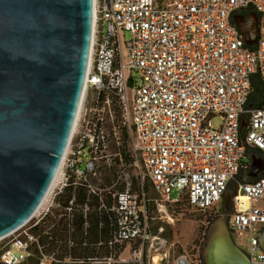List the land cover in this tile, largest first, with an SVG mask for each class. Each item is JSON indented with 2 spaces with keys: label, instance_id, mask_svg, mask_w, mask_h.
Segmentation results:
<instances>
[{
  "label": "built area",
  "instance_id": "obj_1",
  "mask_svg": "<svg viewBox=\"0 0 264 264\" xmlns=\"http://www.w3.org/2000/svg\"><path fill=\"white\" fill-rule=\"evenodd\" d=\"M242 10L257 15L253 45L234 22ZM257 71L264 80V0H94L85 90L61 167L37 211L0 238V264L169 260H145L156 249L147 183L164 204L208 215L219 205L251 150L264 152V105L247 106ZM226 219L250 264H264V175L237 180Z\"/></svg>",
  "mask_w": 264,
  "mask_h": 264
},
{
  "label": "water",
  "instance_id": "obj_2",
  "mask_svg": "<svg viewBox=\"0 0 264 264\" xmlns=\"http://www.w3.org/2000/svg\"><path fill=\"white\" fill-rule=\"evenodd\" d=\"M234 22L253 45L255 15ZM93 25L94 0H0V238L30 219L58 174L85 90ZM224 197L206 231L204 264H250L228 228L231 192Z\"/></svg>",
  "mask_w": 264,
  "mask_h": 264
},
{
  "label": "rangeland",
  "instance_id": "obj_3",
  "mask_svg": "<svg viewBox=\"0 0 264 264\" xmlns=\"http://www.w3.org/2000/svg\"><path fill=\"white\" fill-rule=\"evenodd\" d=\"M131 34L128 31L123 32V38L128 40ZM135 80L141 82V75L137 69L132 70ZM221 122L219 116L213 117L210 124L218 126ZM127 146V143H125ZM250 158L245 161L252 160L258 157L264 158V152L258 150H251ZM252 157V158H251ZM84 167V165H82ZM244 168V167H243ZM247 176L248 179H255L259 175H264V170L255 172L252 165L249 169H242L239 172L238 178L242 179ZM147 193L151 199L148 204V209L151 218V231L156 238L154 239V246L150 253H146L145 260L148 262L149 258L153 255L158 258L161 254L166 253L169 257L167 261H160L158 264H174V258L181 252H187L192 257V264H202L200 254L206 235V222L209 219L208 213L198 212L192 210L187 205L175 206L164 204L159 199L158 193L154 190L150 183H147ZM227 191L232 194V203L234 196L237 194V181L233 179ZM178 190L174 189L171 193V198H178ZM246 199V197H243ZM224 208V204L222 206ZM223 210L220 209L218 217ZM213 219V220H214ZM212 220V221H213ZM162 228V229H161ZM164 262V263H163Z\"/></svg>",
  "mask_w": 264,
  "mask_h": 264
},
{
  "label": "trees",
  "instance_id": "obj_4",
  "mask_svg": "<svg viewBox=\"0 0 264 264\" xmlns=\"http://www.w3.org/2000/svg\"><path fill=\"white\" fill-rule=\"evenodd\" d=\"M252 47H254V46H252ZM263 105H264V80L260 76V72L257 71L253 75L252 80H251V91H250V94L248 96L247 106L262 107ZM245 132H246V127H243L242 134L244 135ZM258 151H260V150H258ZM242 169H246V168L245 167L244 168L241 167L240 171ZM238 175H239V173L237 174V176L235 178L236 181L240 180V181L246 182V181H250L251 180V179H248L247 176L245 177V175H244V177L242 179H240V178H238ZM146 188H147V186H146ZM147 191H148V189H147ZM220 209L224 210V208L222 206L218 205L217 207H214L213 210H211V213L209 214V216L211 218L210 222H212L214 217L217 214H219ZM200 258H201V263L204 264V261H203V258H202V253L200 254Z\"/></svg>",
  "mask_w": 264,
  "mask_h": 264
},
{
  "label": "flooded vegetation",
  "instance_id": "obj_5",
  "mask_svg": "<svg viewBox=\"0 0 264 264\" xmlns=\"http://www.w3.org/2000/svg\"><path fill=\"white\" fill-rule=\"evenodd\" d=\"M246 13H247L246 10H242V11H240L237 15H240V16H242L245 20H248L249 17H250L251 15L246 16ZM253 15H255V17H256V27H257V29H258V19H257V15L254 14V13H253ZM224 199H225V197L223 196L221 202L219 203V206H223V204H224Z\"/></svg>",
  "mask_w": 264,
  "mask_h": 264
},
{
  "label": "bare ground",
  "instance_id": "obj_6",
  "mask_svg": "<svg viewBox=\"0 0 264 264\" xmlns=\"http://www.w3.org/2000/svg\"><path fill=\"white\" fill-rule=\"evenodd\" d=\"M255 161H256V165H255V170L256 171H258L260 168H264V158H261V157L255 158ZM156 259L157 258L155 256V260Z\"/></svg>",
  "mask_w": 264,
  "mask_h": 264
}]
</instances>
